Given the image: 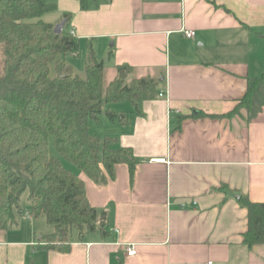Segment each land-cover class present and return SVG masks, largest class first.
Wrapping results in <instances>:
<instances>
[{
    "label": "crops",
    "instance_id": "obj_1",
    "mask_svg": "<svg viewBox=\"0 0 264 264\" xmlns=\"http://www.w3.org/2000/svg\"><path fill=\"white\" fill-rule=\"evenodd\" d=\"M46 1L52 29L65 20L61 33L78 49L105 55L117 72L131 67L126 82L159 77L164 95L140 102L141 114L115 110L128 122L110 120L115 131L103 136L131 149L132 175L121 163L105 183L78 176L106 233L69 232L65 252L43 248L50 230L19 208L0 229V264H264V244L243 243L241 202L264 203V79L237 115L179 120L230 112L247 79L264 75V0H90L86 10Z\"/></svg>",
    "mask_w": 264,
    "mask_h": 264
},
{
    "label": "trees",
    "instance_id": "obj_2",
    "mask_svg": "<svg viewBox=\"0 0 264 264\" xmlns=\"http://www.w3.org/2000/svg\"><path fill=\"white\" fill-rule=\"evenodd\" d=\"M90 0H78L82 10ZM55 9L46 0H0V229L16 223L19 199L28 190L29 215L43 216L50 231L43 235V248L68 250V234L72 228L78 239L99 227L105 234V213L90 206L85 196V182L61 161L50 157L48 136L54 138L57 152L88 179L105 183L113 178L117 164H127L133 174L137 160L128 147H116V138L93 136L89 122L98 121L101 113L110 120L118 112L104 106L130 102L134 111L144 100L158 97L159 77L144 76L129 82L115 76L103 82V62L89 48L84 78L72 66L59 59V54L76 52L74 38L55 34L50 24L40 18ZM69 18V15H65ZM54 63L55 76L50 74ZM118 70L130 71L129 66ZM61 71L64 77L58 78ZM262 77L247 79L244 96L223 115L203 112L180 116L231 117L248 109L252 92ZM118 122H128L124 115ZM247 210V229L243 243L250 248L264 244V203L241 199ZM42 241V240H41ZM29 264H33L30 262Z\"/></svg>",
    "mask_w": 264,
    "mask_h": 264
},
{
    "label": "rangeland",
    "instance_id": "obj_3",
    "mask_svg": "<svg viewBox=\"0 0 264 264\" xmlns=\"http://www.w3.org/2000/svg\"><path fill=\"white\" fill-rule=\"evenodd\" d=\"M53 18H54L53 12H47L45 15H43L40 18H31V19H27L24 21L25 22H35L38 19L48 21V20H52ZM75 42L77 44V40H75ZM73 53L74 52H67L64 54H59L58 58L64 60L67 64L71 65L74 73H76L79 77L84 78V76H85L84 66H85V60H86L88 52L85 54L84 47L81 49H78V47H77L76 55L72 56ZM99 55H100V53H99ZM99 55L97 54V56H99ZM99 60H101L104 64L103 65L104 66L103 82H104V85H106L110 80H112V78L114 76H117L119 74V72H117L114 68H111L109 58H107L105 55H102V57L100 56ZM1 61H2V54L0 52V68H1ZM50 74H51V76L56 75L55 69H54V63H50ZM108 107L112 111H115V110L133 111L134 110L133 105L128 101H123V102H118V103H110L109 105L104 106V109H106ZM122 115H123L122 113H119L118 117L116 119H114V122L117 123V120L120 119ZM109 123H110L109 117L106 116L104 113H101L98 117V121H90L89 122L90 134L95 135V136H99L100 138H102L104 136V134L105 135L112 134V131H115L114 126H112ZM47 140H48V152H49L50 157L59 159L64 168L72 171L77 176H79L81 172L73 164L66 161L57 152V150L54 146L53 136L49 135ZM18 205H19V208L23 212L24 211H27V212L30 211V202H29V198H28V190H25L22 193V195L20 196ZM36 225L38 227H41V228H42V226L45 227L43 231H40L42 233H44L45 230L46 231L50 230V226L46 223L43 216H40L39 218H37ZM75 231L76 230L74 228H72L70 230V234L74 233ZM3 235L5 236L6 232H3V234H0V237L2 238ZM38 237H40V233L38 234Z\"/></svg>",
    "mask_w": 264,
    "mask_h": 264
},
{
    "label": "water",
    "instance_id": "obj_4",
    "mask_svg": "<svg viewBox=\"0 0 264 264\" xmlns=\"http://www.w3.org/2000/svg\"><path fill=\"white\" fill-rule=\"evenodd\" d=\"M64 22H65V20H62L59 23H57L52 29L53 33H55V34L61 33V29H62V27L64 25ZM126 75H127V72L125 70H121V71H119L118 77L120 79H125ZM64 76H65V74H63L61 71H59L58 74H57L58 78H62Z\"/></svg>",
    "mask_w": 264,
    "mask_h": 264
},
{
    "label": "built area",
    "instance_id": "obj_5",
    "mask_svg": "<svg viewBox=\"0 0 264 264\" xmlns=\"http://www.w3.org/2000/svg\"><path fill=\"white\" fill-rule=\"evenodd\" d=\"M183 34H184V36L187 37V38H192V37L194 36V31H193V30H184V31H183ZM163 95H164V91L161 90V91L158 93V96H163ZM126 253H127V255H132V254H134V253H135V250H134L133 246H129V247H127V249H126Z\"/></svg>",
    "mask_w": 264,
    "mask_h": 264
}]
</instances>
